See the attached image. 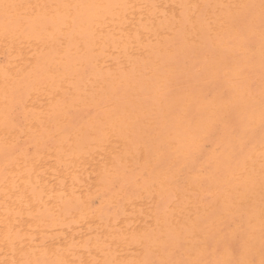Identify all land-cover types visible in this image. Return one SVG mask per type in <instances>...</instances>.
<instances>
[{
	"label": "bare ground",
	"instance_id": "1",
	"mask_svg": "<svg viewBox=\"0 0 264 264\" xmlns=\"http://www.w3.org/2000/svg\"><path fill=\"white\" fill-rule=\"evenodd\" d=\"M0 264H264V0H0Z\"/></svg>",
	"mask_w": 264,
	"mask_h": 264
}]
</instances>
